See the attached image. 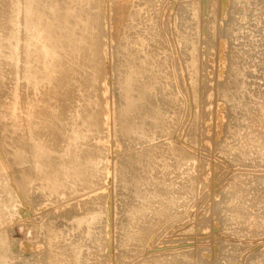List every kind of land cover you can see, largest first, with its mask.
Returning a JSON list of instances; mask_svg holds the SVG:
<instances>
[{"label":"rangeland","instance_id":"rangeland-1","mask_svg":"<svg viewBox=\"0 0 264 264\" xmlns=\"http://www.w3.org/2000/svg\"><path fill=\"white\" fill-rule=\"evenodd\" d=\"M1 1V5L4 3L6 4H4L5 10L2 8L3 6L0 5V10L3 9L2 12L4 11V16L1 14L2 12L0 13V19L2 17L1 20H4V22L1 21L3 24L0 23V43L2 44H0V51L2 56L3 53L5 54L4 58L6 59L2 58V61H0V71H2V73L0 72V76H5L4 78L0 77V95L3 97L0 98V133L4 132L3 134L7 138L2 136L3 134L0 136V141L4 139L3 143H5L2 145L3 147L0 145V147H2L0 148V152L2 153L0 154V209L4 207L0 210V217H2L0 220L2 219V221H4L3 219H6L7 222L0 221V264L2 262V264H264V224L260 225V221L264 222V151L262 152L261 156H258V154L255 152V148L249 145L247 142L248 140H251L250 135H246L248 131L250 132V129L247 127H251L253 124H257L258 127L260 125L264 127V0H238L239 3L241 1V3H244V5L246 4L247 6H244L243 4L242 6L241 3L239 4L238 2V5L234 4V1L236 2L237 0H127L128 3L126 0H96L94 5L97 7H93L92 5L93 10L90 9L91 12L89 11V15L93 17L95 16L93 12H96V14H98L97 18L100 22V25L97 27L98 29L95 28L96 30L94 29V31L90 29V31L92 30L93 32L91 31L92 33H89L91 35L94 34L91 36L93 38L91 46L87 45L88 49L86 51L83 50L84 48L75 51L76 60L73 61L77 63H72L73 66L69 65L73 81H70L71 77H64L66 74H69V72H66L65 66L63 65L61 67H55V74L53 72L54 75H51L50 79L47 78L50 80L49 82H47L48 80L45 79L43 81H46V83L43 81L41 82L40 80L42 85H40L39 80H35L33 82L28 81L27 83L24 78L25 76H23L24 73H22L23 75H20L19 71L16 70L18 67V69H21V65L24 67L26 64V61L24 62V49L22 53L21 45L23 43L22 41H24L23 39H25V36L28 33V29L24 26V24H18L20 21H17L20 20L22 16L21 13H23L20 8V5L22 7L23 1ZM48 1L50 0H46V3H44L43 0L44 5H47V7L43 6V8L49 9L47 4ZM52 1L55 0H51V2ZM60 1L57 0V2L63 4V0ZM69 1L70 0H65V2L68 3ZM51 2H49L50 6L51 4L53 5V3H55ZM11 3V7L15 8H13L14 11L17 10L19 13L21 12L19 14L17 11H15L18 14H12L14 16L16 15V18L11 16V12L8 11H12L11 7H9ZM141 3L144 5V7ZM14 4H19V8ZM123 4L126 6V8H124L125 6ZM54 5L57 6L56 3ZM188 6L189 8L192 6V10L188 9ZM96 8L97 11L94 10ZM221 8L223 9L222 13ZM45 9L44 12L47 13V10ZM133 9L138 12V16L141 14L140 17H137L138 19L134 17L135 22L134 20L130 21V17L133 16ZM123 12H127L128 16L125 13L126 16L123 17ZM4 13H8L10 19H8L9 17L6 18V15L8 16V14L5 15ZM99 15H101V17ZM129 15L131 16L129 17ZM3 17H5V19H7L6 21L8 22L11 19L12 23L16 22L17 26L14 27L13 25V27L17 29V31L12 29V31L14 30L12 34L11 30H7L9 27L7 26L8 24ZM244 18L247 19H245L246 22ZM131 22H134V24H132L135 25L137 29H135V27H131ZM4 23L5 26L3 27ZM88 23L89 22H85L86 25ZM21 25L26 28V33L23 32L25 29L24 27L21 29ZM128 25L130 27H128ZM3 28L6 30H3ZM6 31L10 32L9 35L6 33ZM20 31H22L23 34ZM135 31L137 33L140 31L141 33L139 32L137 34ZM133 32L134 35L137 34L136 37L138 39L134 35L132 36ZM14 33L18 35L16 36ZM10 34L18 37V39L14 41L16 37L13 39V36L11 37ZM3 36L6 38H3ZM8 36L11 38L8 39ZM20 37H22V41L20 42L21 45L18 43L21 40ZM94 37L96 40L98 39L97 42ZM142 38L147 41L145 42V45L143 44L144 40ZM10 40L14 41H12V46L15 44L13 49L9 48V46L12 47V43L9 44V42H11ZM62 40H64V38H62ZM133 40L134 43L132 44ZM129 41H131L130 47H128ZM17 43L19 46L16 45ZM146 43L148 48L146 47ZM8 44L9 46H7ZM224 44L227 53L225 55L222 54ZM124 45H126L128 49ZM142 45H144V49H148H146V52ZM190 45L194 46L190 48ZM92 46L94 51L91 49ZM133 47L137 48V50L139 49L140 52L142 50V53H140V60L144 62H142L144 65L152 62L153 66L151 68H153V71L150 74H142L140 77L138 74V82L136 81L137 83H135L139 84L140 86L143 85L142 88L145 89L146 92H149L146 93L143 90L144 94L146 95H141L143 98H141L140 101L142 102H140L138 105L141 107H137L131 117L126 116L123 109L126 108V105H128L125 101L126 99L124 100V95L126 96L125 91L127 90L126 85L129 86L130 84L131 89L129 92H131V95L135 98H137V91L139 90L138 87L135 88V83L133 84L134 77L130 76V73L132 75V73H134L133 70L137 67V65L140 64L138 61L137 64L134 65V62L138 60H136V53H139V51L137 52L136 49L132 50L131 48ZM193 47L196 51V54H194L195 56L192 55L194 53L192 50ZM130 49L131 52H128ZM189 49H191V51H189ZM95 50H97L96 53ZM80 51L82 52L79 53ZM9 52L12 54L17 53V55L21 53L20 58L13 54L16 56V59L19 58L20 60H14L11 53L9 57ZM86 52L89 53L87 54ZM144 52L147 55H144ZM147 52L150 53V56H152L150 57L151 60H149L150 58H147V56H149ZM82 53L85 54L87 60L85 57H82L84 58H81L82 60L80 59V57L83 55ZM90 53L91 55H89ZM126 53L130 54L131 59ZM131 53H133V55L136 54V57L131 55ZM92 54L93 56H98L97 59L96 56L91 57ZM124 54L128 57L124 56ZM122 55L124 56L123 58ZM142 57L144 60H142ZM124 58H129L130 60H125ZM192 58H195V62ZM21 59H23L22 62H20ZM221 59L224 60V69L222 71L219 70L222 66ZM3 60H5L4 62L6 65L3 64ZM7 60H10L12 64ZM78 60L83 62H79ZM93 60L95 64L93 63L94 65H90L88 62H93ZM128 60L129 63L131 60H135L132 62V65H134V67L132 66L133 68L131 67V63L128 64L125 62V64L127 63L126 66L123 64L124 61ZM14 62H16L17 65ZM190 62L193 63L192 65L194 66H191ZM118 64H120L119 66L122 65V70H120L121 68L118 66ZM13 65L15 68H13ZM74 65L77 70L72 68ZM7 66L10 69H8ZM191 67L194 68L192 69ZM235 67H238L239 72L238 70L237 73L233 72V70L236 69ZM60 68L63 74L59 75ZM73 70L75 71V74H73ZM135 70H137V68ZM82 72L84 73L82 74ZM15 73L16 75L19 74L17 77V80L19 81L16 80V75H14ZM123 73H125V76ZM72 74L73 76L75 75L74 78ZM118 74H121V77L120 75L118 76ZM91 76L95 80L90 78ZM127 76H129L131 79H129ZM63 77L64 79H62ZM151 77L154 78L152 79ZM89 79H92L91 83L89 82ZM23 80L24 82L26 81L27 84L24 83ZM139 80H141L140 83L142 84L139 83ZM146 80L148 82L147 84ZM232 80L238 83L245 82L246 84L244 87H242L241 91L243 92L240 91L241 94L244 92L245 93L239 95V98H242H238L237 101L240 100L241 105L237 102V108H243L245 106L244 108H247L246 110H250V108L247 106L250 105L252 107V111L254 112L253 114H256L257 116V112H255L254 107H259L258 111L260 112L258 114L260 118L252 124L249 119L246 120V110L243 108L244 113L242 112V114V110L240 109L238 111L237 109L239 113L237 114L238 117L237 115L236 117L240 118L239 121L242 123L241 124L239 121L237 122V124L240 126L239 129L245 128V131L244 129L239 130V133L243 130V132L240 133L241 135H231L225 128H223L221 132H218L220 131L219 105L221 102V91L219 90H221L220 87L226 86V83H228V87L230 88ZM29 82L31 83L29 84ZM149 82L151 84L154 83V87ZM222 83L223 85L220 86ZM11 85L14 87L12 90L10 89ZM32 85L33 87L39 85L37 86L39 87V90L37 91V89L31 87ZM152 87L154 88L153 90ZM229 88L228 91L232 89V86L231 89ZM27 89L29 92H27ZM96 89H99L100 91H97ZM10 90L11 92H16L14 93L16 96L13 94V92H9ZM64 90L69 92L65 93L66 97L64 94L62 96V93L65 92ZM232 90L234 91V89ZM134 91H136L135 94L137 93V95L134 94L135 96L133 95ZM150 91H152L151 94ZM38 92L41 93L38 94ZM9 93H11V96ZM28 95L30 97H28ZM12 96L13 98L16 97L17 99L13 100ZM31 96L34 98H31ZM117 97H119V99ZM228 99L231 100L230 97ZM15 100H19V105L16 104L17 102L15 103ZM229 100L227 104H229ZM10 101L11 104L9 103ZM35 101H38V103ZM4 102H7V105H5ZM24 102L27 104L29 102L27 106L28 108H31L30 103L32 107L37 104L38 107L36 106L35 109H42V115L36 116V113L34 114L36 118L33 115L31 116V113L33 114V112L32 110L29 112L26 109L27 107L25 106ZM141 103L142 105H140ZM16 105L19 107V110H16V108H18ZM7 106H10L8 107V112ZM22 108L26 109L27 112ZM62 108H64V110ZM139 110V114L136 113ZM16 111L18 114L20 111H22V113L26 115H23L25 118L20 116L22 115L21 112L19 115L16 114ZM6 112L9 114H6ZM14 112L16 114L15 117H13L15 115ZM12 113L13 115H11ZM140 113H143L144 115H141ZM83 114L86 118L83 116ZM87 114L90 117H87ZM95 114L97 115L95 116ZM11 116L13 118H11ZM40 116H42L43 119ZM53 116L56 118H52ZM80 116L87 120H84ZM29 117L32 119L30 118V120ZM8 118L10 119L8 120ZM14 118L16 120H14ZM19 118L23 119L22 123L19 121ZM57 119L59 120L55 121ZM65 119L67 120L64 121ZM10 120H14L15 122L17 121L16 123L19 121L20 124L17 126L14 121L11 122ZM43 120L45 123H43ZM129 120H131V123L128 122ZM7 121H10L9 124ZM23 121L25 123L27 121V124L25 125ZM33 121L34 128L33 126L30 127V125H33ZM82 121L88 123L85 124ZM104 121L106 122L104 123ZM227 121L228 118L225 121L224 127ZM83 124L87 127H85ZM14 125L16 126L14 127ZM80 126L82 128H80ZM128 126H131L130 130H128ZM9 127L15 128L10 129V131L12 130L13 132L11 131L10 133L8 131ZM2 128L5 130L1 131ZM16 129H18L19 133ZM134 129H136L137 132ZM27 130L28 133H26ZM36 131H38V133ZM129 132L130 134H134V136L129 135ZM9 133H14L15 135L13 134L11 138L8 136L10 135ZM16 133L20 134V137L22 138H20ZM56 133L60 136L58 137ZM69 133H73L74 136L73 134L68 136ZM238 135L242 137L246 135L240 144ZM30 136L34 138H37L38 136L40 138L34 139ZM61 136L62 138H60ZM67 136L72 138H68ZM13 137H19L23 140H20L19 138L16 140V138L14 139ZM32 139L35 142L37 141V143L39 142V148L37 146V148H35L34 145H37V143H32ZM12 140L16 143L15 145H18L15 146L17 149L13 146L14 142ZM39 140L42 143H40ZM43 141L46 142L44 143ZM80 142L82 144H80ZM0 143L2 144V141ZM7 144H10L11 146ZM76 144L78 148H75ZM42 145L44 146L42 147L43 150L40 147ZM46 145L47 149L45 148ZM6 146L9 148V153H6L8 152ZM12 147L16 149L15 153H17V160L15 161L13 160L15 159L14 156H16L13 152L15 149L12 150ZM49 147L51 148L49 149ZM33 149L34 151L37 149L36 153L34 152L36 157H39L37 155L42 153L40 156L42 158L43 154H45L44 151L46 152L47 150L50 151V156L52 154L53 155L52 157L48 156L49 152L47 151L44 155L46 157L44 158L43 156V158L45 161H48L44 162V160H42L43 158H38V161L32 152ZM17 150H21V152L24 151L22 155L25 154L27 157L19 155ZM159 150L162 151L159 152ZM10 151L11 153L13 152V157H11L12 154ZM77 151H80V153ZM87 151L91 153L89 154ZM71 152H73L72 154H74V157L80 154V159L78 156L77 158L81 161V164L83 163L82 161L87 160L88 155L90 156L91 154H95V158L98 157L97 160L100 159L101 161L98 160L97 165L95 164L96 166L91 168L88 165L89 161L87 160L84 162L85 169H83L84 167H81L80 161L77 162L78 159L72 157V154H69ZM86 152L88 154H86ZM3 153L5 154L3 155ZM237 153H240V155L243 154V158L240 156L239 158L241 160L239 159V161L235 160L233 156L238 155ZM56 154L57 156H55ZM2 155H7V159ZM62 155L64 156L62 157ZM69 155H71L73 159H70ZM19 156H21L20 160H18ZM31 156L35 157L33 161ZM47 156L50 158L47 159ZM86 156L87 158H85ZM104 156L107 157L103 159ZM143 156H149L148 158L150 161L148 158L144 159ZM22 157H25L24 159L29 160L26 161ZM56 157L59 159L62 158L63 160L66 159L67 161L65 160L66 163L65 161L60 163L61 159L59 160L60 162H58V158L56 159ZM51 158L57 161L52 162ZM68 159H70V162ZM22 160H24V162ZM30 160L33 164L29 162ZM34 161L36 162L34 163ZM40 162H42V164H40ZM19 163H22L23 165H20ZM59 163L62 166L59 165ZM143 163L145 164L143 165ZM31 164L32 166L35 165L34 169ZM64 165H68L69 167H65ZM36 166H39L40 169L38 170V167L36 168ZM86 166L90 169L89 172L88 168L86 169ZM10 167L12 169H10ZM43 167L46 169L45 171L42 170L44 169ZM62 167L65 172H63L64 170H62ZM20 168L21 171L19 170ZM50 168H53L52 171ZM56 168H59L60 170ZM78 168L79 170H77ZM80 168H82L84 171L87 170L88 175L91 173L90 175L93 176L96 173V176L94 175L95 178L93 179L94 176L90 177V180V178L85 176L87 175V172L84 173L82 169L80 171ZM24 169H27L28 171L25 173L22 171ZM32 169L33 172L31 171ZM18 170L19 174L15 172ZM35 170H37V173ZM49 170L54 172L51 174ZM55 170H59L60 172L57 171L55 173ZM6 171H14V176L11 175L13 173L10 172L11 174L9 175ZM38 171L39 173L40 171L41 173L43 171L47 178L46 176L44 177L45 174L41 173L40 174L43 177H40L41 175H39ZM48 171L50 172L49 174H47ZM66 171L67 173L70 171H76V173H78L76 175L75 173L72 174V172H70L72 175L69 174L70 176L66 175L63 177ZM101 171L104 172L105 175ZM27 172H31L33 174H28ZM6 173L8 176H11L9 177V180L7 177H3L7 176ZM34 173L37 174V176H35ZM81 173H84L82 174L84 175V178L79 176ZM133 174L136 175V179L134 178L135 176H133ZM16 176L17 178H15ZM26 176H28L32 182L28 179L30 181L29 182L26 179ZM66 177L73 179L68 180ZM79 177L81 179H79ZM23 178L25 179V182H27L24 184V186L26 187L27 184L30 185L27 188L24 186L22 187L21 185V189H23L22 192V190L19 189L20 184L24 183L21 182L24 181ZM40 178H44L46 180L42 179V181H40ZM140 178L143 180L141 179L138 181L137 179ZM63 179H65L67 183ZM77 180L78 183L76 182ZM92 180L93 182H90ZM239 180L242 184L238 183ZM84 181H87V183H85L87 185L81 183ZM134 181L139 182V185L140 182H142L139 186L142 192L139 190V188H137L141 194L135 190V187L138 186L136 183L134 187ZM4 182H6V184ZM34 182L37 183L33 184ZM68 182L72 184L73 188ZM234 182H237L240 188V197L238 199H231L233 197L232 184ZM18 183L19 186L16 187ZM31 183L35 186L31 187ZM74 183L78 186H76ZM4 184L6 187L7 185L9 186L6 188L7 192L6 189H3L5 188ZM62 184L67 186L69 185L70 188L69 186L66 188L67 186L65 187ZM37 185H42L43 187H38ZM56 187L60 188L57 189ZM76 187L79 189L77 190ZM17 188L21 193H18L19 191L16 190ZM28 189L29 192H27ZM9 190L10 192L8 193ZM3 191L4 193L6 192L5 195L3 194ZM156 191H162L163 195H161L162 193H158L156 196L154 194ZM23 193L25 194V197L27 196L28 198H25L22 195ZM10 194H12V197H10ZM104 196V201L106 202L102 204ZM11 198L13 201V204L11 203V207L13 205V208L10 207V204L7 205V203H10ZM67 198L70 199L68 200ZM25 199H27L28 203L24 201ZM230 202H232L234 205H241L243 207L246 213L245 219L228 220L226 218L228 211L225 209V204ZM3 204L5 206H2ZM6 207L9 210H7ZM8 207L14 209L12 210L14 212H11L10 208ZM89 210L91 212H89ZM2 211L5 212V214H2ZM7 211H10V213L7 214L9 216L6 215ZM62 211L67 215H64ZM12 213H14V215ZM92 215L94 217H92ZM71 216L74 219H71ZM95 218L96 220H94ZM69 227L72 230L69 229ZM90 231L94 233L92 234ZM87 235H89L90 238L89 236L86 237ZM46 248L52 249L47 250ZM50 253H53L54 256L51 254L50 257ZM57 253H59L60 256L57 255ZM56 255L58 257H56Z\"/></svg>","mask_w":264,"mask_h":264},{"label":"bare ground","instance_id":"bare-ground-1","mask_svg":"<svg viewBox=\"0 0 264 264\" xmlns=\"http://www.w3.org/2000/svg\"><path fill=\"white\" fill-rule=\"evenodd\" d=\"M1 1V0H0ZM23 1V2H22ZM22 1H19V2H22V7H21V5H20V8H21V11L23 12V13H21V18H20V20H17V21H20V22H18V24L20 23V24H24V26L28 29V33H27V35L25 36V39H23L24 41H22V37H20L21 38V40L18 42V41H16V42H18V43H20L21 41L23 42L22 43V45H21V43L19 44V45H21L22 46V49H21V52L23 51V49H24V58H25V60H24V62L26 61V64L24 65V67H23V65H21L22 67H21V69H16V70H18L19 71V73H20V75L22 74V73H24V75L23 76H25L24 78H25V80L27 81V83H28V81H37V80H39V83H40V80H41V82L45 79V80H48L47 82H49L50 80V77H51V75H54L55 74V67L57 66V67H61V66H65V70H66V72H69V74H66V76H64L65 78L67 77V78H70L71 77V69H70V67H69V65H71V66H73L72 65V63H77V62H75V61H73V60H76V58H75V51L76 50H78V49H82V48H84L83 50L84 51H86L88 48V46L87 45H89V46H91V44H92V35H94V34H90L89 32H91L92 30L94 31V29L95 28H97V27H99V25H100V22L98 21V14H96V12H93L94 14H95V16H96V18H95V16H90L89 15V13L91 12V10L90 9H92L93 10V8H92V5H93V7H97V6H95L94 5V3H96V0H70L69 1V3L68 2H65V0H63L62 2H63V4L61 3H59V2H57V0H55V1H52L51 2V0L50 1H48V7H49V9H45V8H43V6H46L47 7V5L45 4L44 5V3H46V0H44V3H43V0H22ZM60 1V0H59ZM68 1V0H67ZM132 1V0H131ZM137 1V0H136ZM141 1V0H140ZM242 1V0H241ZM241 1H240V3H241ZM244 1V0H243ZM247 1V0H246ZM249 1V0H248ZM251 1V0H250ZM2 2V1H1ZM5 2V1H4ZM6 2H9V1H6ZM49 2H51V3H53V2H55L56 4H57V6L56 5H54L55 3H53V5L51 4V6L49 5ZM61 2V1H60ZM65 2V3H64ZM100 2V1H99ZM126 2H127V0H126ZM146 2V1H145ZM145 2H144V4H145ZM237 2L239 3V1L237 0L236 2L234 1V4H236V5H238L237 4ZM13 3H16V2H13ZM42 3H43V5H42ZM128 3V2H127ZM239 3V4H240ZM247 3V2H246ZM250 3V2H249ZM248 3V4H249ZM2 3H0V5H1ZM4 4H6V3H4ZM1 5V6H3L2 8H4L5 7V5ZM60 4V5H59ZM97 4H98V2H97ZM135 4V3H134ZM142 4V3H141ZM244 5V3H241V5ZM8 5V4H7ZM11 5H12V3L9 5V7H11ZM14 5H16V7L19 5V4H14ZM124 5V4H123ZM129 5H130V3H129ZM136 5V4H135ZM143 5V4H142ZM242 5V6H243ZM246 5V4H245ZM244 5V6H245ZM125 6V5H124ZM128 6V5H127ZM196 6V5H195ZM247 6V5H246ZM99 7H100V5H99ZM99 7H98V9H99ZM123 7V6H122ZM143 7H144V5H143ZM192 7V6H191ZM191 7L189 8V6H188V9H191ZM6 8H7V6H6ZM13 8L14 7H11V10L12 11H14L13 10ZM18 8H19V6H18ZM124 8H126V6L124 7ZM123 8V9H124ZM128 8H129V6H128ZM131 8V7H130ZM133 8H134V6H133ZM0 9H1V7H0ZM9 9V8H8ZM15 9V8H14ZM44 9L45 10H47V13H48V10H49V13L47 14L46 12H44ZM122 9V8H121ZM193 9H194V7H193ZM222 9V8H221ZM3 10V9H2ZM2 10H0V13L2 12ZM4 10H5V8H4ZM18 10H20V9H18ZM94 10H96L97 11V8L96 9H94ZM129 10V9H128ZM134 10V9H133ZM192 10V9H191ZM210 10V9H209ZM9 12H11L10 14H11V16H14V15H12L13 13H17L18 11L17 10H15V11H17V12H12V11H10V10H8ZM90 11V12H89ZM124 11H125V9H124ZM195 11V10H194ZM197 11V10H196ZM4 12V11H3ZM3 12L1 13L2 15H3ZM209 12V11H208ZM223 12V9L221 10V13ZM19 13V12H18ZM17 13V14H18ZM19 13V14H20ZM101 13V12H100ZM124 13V12H123ZM126 14H127V12H125ZM124 13V15H123V17L124 16H126V14ZM143 13V12H142ZM5 14V13H4ZM6 14H8V13H6ZM5 14V15H6ZM128 14H129V11H128ZM128 14H127V16H128ZM1 15V16H2ZM222 15V14H221ZM224 15V14H223ZM4 16V15H3ZM16 16V15H15ZM14 16V17H15ZM100 17H101V15H99ZM131 15H129V17H130ZM140 16H141V14H140ZM140 16H138V12L137 11H135L134 10V12H133V16H131L130 17V21H133L134 20V17L135 18H137V17H140ZM244 16V15H243ZM7 17H9V14H8V16L6 15V18ZM18 17V16H17ZM4 19H5V17H3ZM13 18V17H12ZM16 18V17H15ZM196 18V17H195ZM237 18V17H236ZM240 18V17H239ZM238 18V19H239ZM247 18V17H246ZM246 18H244V20L246 19ZM1 19H2V17H1ZM0 19V23H2V22H4V20L2 21ZM8 19H10V17L8 18ZM18 19V18H17ZM100 19V18H99ZM126 19V18H125ZM132 19V20H131ZM138 19V18H137ZM241 19H242V17H241ZM7 19H5V21H6ZM127 20V19H126ZM193 20V19H192ZM196 20V19H195ZM237 20V19H236ZM240 20V19H239ZM247 20V19H246ZM246 20H245V22H246ZM2 21V22H1ZM85 22H89L87 25L85 24ZM127 22V21H126ZM134 22H135V20H134ZM134 22H131V24L133 23L134 24ZM239 22V21H238ZM244 22V23H245ZM6 23L8 24L7 26L9 27V28H7V30H11L12 31V29H15L14 27H16L17 25V23L16 22H14V23H12V19L8 22V21H6ZM128 23V22H127ZM130 23V22H129ZM243 23V22H242ZM3 24V23H2ZM1 24V25H2ZM130 24V25H131ZM132 24V26L131 27H135V25H133ZM13 25H14V27H13ZM5 26V23H4V25H3V27ZM6 26V27H7ZM24 26H22L21 25V29H23V27ZM137 26V25H136ZM237 26V25H236ZM1 27V26H0ZM24 27V28H25ZM128 27H130L129 25H128ZM141 27V26H140ZM18 28V27H17ZM26 28L24 29V33H26L25 31H26ZM139 28V27H138ZM241 28V27H240ZM1 29V28H0ZM21 29H19V30H21ZM90 29H92L91 31H90ZM98 29V28H97ZM135 29H137L136 27H135ZM134 29V30H135ZM3 30H6V29H4L3 28ZM2 30V31H3ZM16 31H17V29H15ZM96 30V29H95ZM129 30V29H128ZM139 30H141V29H139ZM146 30V29H145ZM147 30H148V28H147ZM15 31V32H16ZM92 31V32H93ZM13 32H14V30L11 32L12 34H13ZM20 32H22V31H20ZM23 32H22V34H23ZM91 32V33H92ZM126 32V31H125ZM136 32V31H135ZM140 32V31H139ZM138 32V33H139ZM5 33V32H4ZM6 33H8V35H9V33L10 32H8V31H6ZM137 33V32H136ZM137 33V34H138ZM141 33V32H140ZM196 33V32H195ZM99 34V33H98ZM102 34V33H101ZM132 34V33H131ZM137 34L136 35H134V32H133V34H132V36L134 35L135 37L137 36ZM192 34V33H191ZM11 35V34H10ZM14 35H16L15 33H14ZM18 35V34H17ZM16 35V36H17ZM21 35V34H20ZM129 35V34H128ZM1 36V35H0ZM13 35H11V37H12ZM16 36H13V39H14V37H16ZM23 36V37H24ZM131 36V35H130ZM131 36V37H132ZM5 36H3V38H4ZM10 37V38H11ZM96 37V36H95ZM95 37H94V39H95ZM127 37V36H126ZM142 37V36H141ZM6 38V37H5ZM9 38V36H8V39H10ZM62 38H64V40H62ZM124 38V37H123ZM137 38V37H136ZM140 38V37H139ZM8 39H6V40H8ZM18 39V37H16V39H14V41L15 40H17ZM127 39V38H126ZM129 39V38H128ZM138 39V38H137ZM143 40H144V38H142ZM146 39V38H145ZM1 40V39H0ZM3 40V39H2ZM96 40V39H95ZM94 40V41H95ZM98 40V39H97ZM97 40H96V42H97ZM135 40V39H134ZM134 40H133V42H132V44L134 43ZM140 40V39H139ZM142 40V41H143ZM11 42H9V44H11V46L13 45V40H10ZM13 41V42H12ZM102 41V40H101ZM191 41H192V39H191ZM190 41V42H191ZM193 41H194V39H193ZM234 41V40H233ZM3 42V41H2ZM121 42H123V41H121ZM130 42L131 41H129L128 42V44H129V46L128 47H130ZM136 42H137V40H136ZM135 42V43H136ZM140 42V41H139ZM145 42H147V41H145L144 40V45H145ZM189 42V43H190ZM18 43L16 44V45H18ZM99 43V42H98ZM142 43V42H141ZM197 43V42H196ZM1 44V43H0ZM9 44L7 45V46H9ZM139 44V43H138ZM191 44V43H190ZM192 44H195V43H192ZM2 45V44H1ZM18 45V46H19ZM102 45V44H101ZM127 45V44H126ZM126 45H124V46H126ZM135 45V44H134ZM133 45V46H134ZM144 45H142L143 46V49H144ZM14 46H15V44H14ZM14 46H12V47H10L9 46V48H11V49H13V47ZM115 46V45H114ZM117 46V45H116ZM123 46V45H122ZM137 46V45H136ZM140 46V45H139ZM148 45H147V43H146V47H147ZM192 46H194V45H192ZM191 45H190V48L192 47ZM6 47V46H5ZM132 47V46H131ZM135 47V46H134ZM131 48L132 50L133 49H136V51L138 52L139 51V53H136V54H134L133 55V53H131V55H133L134 57H136V62H134L135 60H131V67L133 66L134 67V65L135 64H137V62L139 61L140 62V64L139 65H137V70H133L134 71V73H132V75H131V73H130V76L131 77H134V79H133V84L137 81L138 82V79L137 78H139L140 76H142V74H146V73H148V74H150L152 71H153V68H151L152 66H153V64H152V62L151 63H149V64H143L144 62L143 61H141L140 60V53H142V50H141V52H140V50L138 49L137 50V48ZM138 47V46H137ZM145 47V48H146ZM3 48V47H2ZM16 48V47H15ZM90 48V47H89ZM126 48H127V46H126ZM148 48V47H147ZM146 48V49H147ZM195 48H196V46H195ZM195 48L193 47L192 48V50L194 51V53L192 54L193 56H195L194 54H196V51H195ZM19 49V50H20ZM91 49H93V46H92V48ZM96 49V48H95ZM98 49V48H97ZM119 49V48H118ZM124 49V48H123ZM128 49V48H127ZM131 49H130V51H128V52H131ZM140 49H142V48H140ZM146 49H144L145 50V52H146ZM15 50H17V49H15ZM90 50V49H89ZM100 50V49H99ZM148 50V49H147ZM10 51V50H9ZM18 51V50H17ZM17 51H15V52H17ZM93 51H94V49H93ZM120 51V50H119ZM123 51V50H122ZM189 51H191V49H189ZM192 51V52H193ZM2 52H3V50H2ZM12 52H14V51H12ZM82 51H80L79 53H81ZM97 52V50H95V53ZM101 52V51H100ZM133 52V51H132ZM144 52V53H145ZM191 52V53H192ZM10 53L11 52H9V57H10ZM18 53V52H17ZM17 53L15 54V53H13V54H15V55H17ZM84 53V52H83ZM82 53V54H83ZM87 53V52H86ZM89 53V52H88ZM87 53V54H88ZM121 53V52H120ZM124 53H125V50H124ZM148 53V52H147ZM190 53V52H189ZM12 53H11V55H13ZM21 54V53H20ZM20 54H18L17 56L20 58ZM81 54V55H82ZM98 54H100V53H98ZM127 54V53H126ZM149 54V56H147V58L149 59L150 57H152V56H150V53H148ZM221 54V53H220ZM222 54L223 55H225V54H227L226 53V50H225V44H224V46H223V50H222ZM4 53H3V56H2V54H1V51H0V61H2V58H4ZM78 55V54H77ZM84 55V56H83ZM81 57H80V59L82 58V57H85L86 58V56H85V54H83ZM89 55H91V53L89 54ZM127 55H129V57H130V59H131V56H130V54H127ZM136 55V56H135ZM144 55H147L146 53L144 54ZM8 56V55H7ZM6 56V57H7ZM23 56V55H22ZM96 56V55H95ZM95 56H93V54H92V56L91 57H95ZM120 56V55H119ZM124 56H126L125 54H124ZM123 55H122V58L124 57ZM132 56V57H133ZM190 56H191V54H190ZM79 57V56H78ZM88 57H90V56H88ZM90 57V58H91ZM97 57L98 56H96V59H97ZM126 57H128V56H126ZM8 58V57H7ZM13 58H14V60H18V59H16V56H14L13 55ZM22 58V57H21ZM101 58V57H100ZM100 58H99V60H100ZM121 58V59H122ZM146 58V59H147ZM4 59H6V58H4ZM11 59V58H10ZM82 59H84V58H82ZM81 59V60H82ZM95 59V58H94ZM120 59V60H121ZM125 60L126 59H129V58H124ZM129 59V60H130ZM133 59H135V58H133ZM193 59V58H192ZM191 59V60H192ZM20 60V59H19ZM22 60L23 59H21V61L20 62H22ZM81 60H78L79 62H83V61H81ZM86 60H87V58H86ZM89 60V59H88ZM123 60V59H122ZM121 60V61H122ZM129 60L128 61H124V63L123 64H125V62H127L128 64H130L129 63ZM142 60H144L143 59V57H142ZM149 60H151V58L149 59ZM148 60V61H149ZM194 60V62H195V58L193 59ZM5 60H3V62H4ZM7 61H9L10 62V60H7ZM101 61V60H100ZM147 61V62H148ZM221 61H222V66H221V69H219V70H223L224 69V60L223 59H221ZM12 62H13V60H12ZM18 62V61H17ZM84 62H85V60H84ZM96 62V61H95ZM123 62V61H122ZM132 62H134V65H132ZM143 62V63H142ZM146 62V61H145ZM11 63V62H10ZM14 63H16V62H14ZM90 65H94L95 63H94V60H93V62H88ZM94 63V64H93ZM119 63V62H118ZM127 63L125 64V66L127 65ZM191 63V62H190ZM3 64H5V62L3 63ZM12 64V63H11ZM21 64V63H20ZM120 64H121V62H120ZM120 64H118V66L120 65ZM193 63H191V66H194V65H192ZM6 65V64H5ZM15 65V64H14ZM14 65H13V68H15L14 67ZM16 65H17V63H16ZM15 65V66H16ZM19 65V64H18ZM76 65V64H75ZM75 65H74V67H72V68H75ZM81 65V64H80ZM9 66V65H8ZM8 66H7V68H8ZM122 66V65H121ZM121 66H119L120 68H121ZM130 66V65H129ZM1 67V66H0ZM4 67H6V66H4ZM81 67V66H80ZM132 67V68H133ZM12 68V69H13ZM119 68V69H120ZM123 68V67H122ZM122 68L120 69V70H122ZM192 69L194 68V67H191ZM236 68V67H235ZM8 69H10V68H8ZM82 69V68H81ZM127 69H128V67H127ZM126 69V70H127ZM75 70H77V68H75ZM235 70V71H234ZM233 70V72H236L237 73V70H238V72H239V69H238V67L236 68V69H234ZM9 71V70H8ZM13 71H15V70H13ZM18 71H15V72H18ZM124 71V70H123ZM131 71H132V69H131ZM1 73H2V71H0ZM7 72V71H6ZM53 72H54V74H53ZM75 71L73 70V74H75L74 73ZM125 72V71H124ZM9 73V72H8ZM57 73V72H56ZM84 72H82V74H83ZM120 73V72H119ZM126 73H128V72H126ZM236 73H234V74H236ZM60 74H63V72L61 71V68H60V71H59V75ZM73 74H72V76H73ZM124 74V76H125V73H123ZM129 74V73H128ZM138 74H139V77H138ZM156 74V73H155ZM9 75V74H8ZM12 75V74H11ZM14 75H16V73L14 74ZM18 75L19 74H17L16 75V80L18 79L17 77H18ZM120 75V77H121V74H118V76ZM6 76H7V74H6ZM75 76V75H74ZM74 76H73V78H74ZM123 76V75H122ZM156 76V75H155ZM0 77H2V78H4L3 76H0ZM64 77L62 78V79H64ZM88 77V76H87ZM127 77H129V76H127ZM10 78H12V77H10ZM21 78V77H20ZM23 78V79H24ZM47 78H49V79H47ZM90 78H92V76L90 77ZM152 79L154 78V77H151ZM71 80L70 81H73L72 80V77L70 78ZM92 79H94V78H92ZM91 79V80H92ZM127 79V78H126ZM129 79H131L130 77H129ZM137 79V80H136ZM141 79H142V77H141ZM156 79V78H155ZM154 79V80H155ZM3 80V79H2ZM22 80V79H21ZM66 80H68V79H66ZM90 80V79H89ZM91 80L89 81L90 83H91ZM95 80V79H94ZM119 80V79H118ZM128 80V79H127ZM151 80V79H150ZM11 81V80H10ZM17 81H19V80H17ZM16 81V82H17ZM26 81L24 82V80H23V82L24 83H26ZM86 81V80H85ZM88 81V80H87ZM120 81V80H119ZM126 81V80H125ZM140 81L141 80H139V83H140ZM15 82V81H14ZM21 82V81H20ZM44 82V81H43ZM94 82V81H93ZM92 82V83H93ZM118 82V81H117ZM136 82V83H137ZM157 82V81H156ZM13 83V82H12ZM11 83V84H12ZM24 83H22V84H24ZM26 83V84H27ZM31 82H29V84H30ZM37 83V82H36ZM38 83V84H39ZM44 83H46V81L44 82ZM43 83V84H44ZM71 83V82H70ZM74 83V82H73ZM135 83V85H136V87L135 88H139V90L137 91L138 92V96H137V98H135V97H133L131 94V92H129L130 91V89H131V87H130V84H129V86L128 85H126V89L128 90H126L125 92V94H126V96L124 95V100L126 101V103L128 104V105H126V108H124L123 109V111H124V113H125V115L126 116H131L132 117V115L134 114V111L137 109V107H139L138 105H139V103L140 102H142V101H140V99L141 98H143L141 95H146V94H144V91L146 92V90L145 89H143L142 88V86H140L139 84H136ZM148 82H147V80H146V84H147ZM150 83V82H149ZM154 83H155V81H154ZM153 83V84H154ZM226 83V82H225ZM20 84V83H19ZM33 84V83H32ZM88 84V83H87ZM140 84H142V83H140ZM145 84V83H144ZM151 84V83H150ZM153 84H151L153 87H154V85ZM227 85L226 86H223V87H220L221 88V90H219V91H221L220 92V95H221V102H220V127H219V130L220 131H218V132H221V130L223 129V128H225V129H227V132H229L231 135H237V134H240L241 132H243V130L239 133V130L240 129H244V131H245V128H240L239 129V125L237 124V122L240 120V118H237L238 117V111L241 109L242 111H241V113L243 112L244 113V111H243V108L245 107L244 105V107L243 108H237V102H238V104H240L241 105V101L240 100H238L237 101V99L239 98V95L241 94L240 93V91L242 90V87H244L246 84H245V82H241V83H238V82H235L234 80H232V83H231V86H232V89H234V91L231 89V86H230V88L228 87V83H226ZM241 84V85H240ZM5 85V84H4ZM13 85H15V84H13ZM13 85H11V90L14 88V87H12ZM17 85V84H16ZM40 85H42L41 83H40ZM74 85V84H73ZM132 85V84H131ZM223 85V83L220 85V86H222ZM225 85V84H224ZM8 86V85H7ZM6 86V87H7ZM24 86V85H23ZM23 86H22V88H23ZM37 86H39V85H36V87ZM45 86V85H44ZM93 86V85H92ZM128 86V87H127ZM147 86V85H146ZM3 87V86H2ZM16 87V86H15ZM25 87V86H24ZM31 87H33V85L31 86ZM33 87V88H35V89H37V91L39 90L38 88L39 87ZM64 87V86H63ZM62 87V88H63ZM66 87V86H65ZM134 87V86H133ZM148 87H149V84H148ZM152 87V90L154 89ZM29 88V87H28ZM94 88V87H93ZM145 88V87H144ZM151 88V87H150ZM150 88H148V89H150ZM228 88L229 89H231V90H229L228 91ZM236 88H237V90H236ZM25 89V88H24ZM66 89V88H65ZM101 89H103V88H101ZM133 89V88H132ZM6 90V89H5ZM11 90L9 91V92H11ZM15 90V89H14ZM34 90V89H33ZM97 90V89H96ZM99 90V89H98ZM97 90V91H98ZM104 90V89H103ZM136 90V89H135ZM144 90V91H143ZM238 90H239V92H238ZM3 91V90H2ZM16 91V90H15ZM24 91V90H23ZM31 91V90H30ZM35 91V90H34ZM42 91H43V89H42ZM65 91V90H64ZM96 91V92H97ZM100 91V90H99ZM102 91V90H101ZM148 91V90H147ZM232 91V92H231ZM236 91V92H235ZM13 92V91H12ZM11 92V93H12ZM21 92V91H20ZM26 92V91H25ZM27 92H29V90L27 89ZM46 92V91H45ZM66 92H68L67 90L64 92V93H62V96H63V94L65 95V93ZM122 92V91H121ZM135 92L136 91H134V93H133V95L135 94ZM149 92V91H148ZM148 92H146V93H148ZM151 92L152 91H150V94H151ZM241 92H243V91H241ZM3 93V92H2ZM11 93H9L10 94V96H11ZM14 93H16V92H13V94ZM34 93V92H33ZM41 93V92H40ZM39 92H38V94H40ZM69 93V92H68ZM67 93V94H68ZM99 93H101V92H99ZM104 93V92H103ZM245 93V92H244ZM244 93H242V94H244ZM17 94H19V93H17ZM32 94V93H31ZM71 94V93H70ZM70 94H69V96H70ZM241 94V95H242ZM4 95V94H3ZM15 95V94H14ZM20 95V94H19ZM35 95H36V93H35ZM44 95V94H43ZM103 95V94H102ZM135 95H137V93L135 94ZM134 95V96H135ZM2 95H0V98H3V97H1ZM16 96V95H15ZM14 96V97H15ZM24 96H26V95H24ZM34 96V95H33ZM33 96H31V98L33 97ZM47 96V95H46ZM68 96V95H67ZM74 96V95H73ZM72 96V97H73ZM101 96V95H100ZM18 97V96H17ZM28 97H30L29 95H28ZM65 97H66V95H65ZM71 97V98H72ZM102 97V96H101ZM230 97V99L231 100H229L228 98ZM6 98V97H5ZM5 98H4V100H5ZM9 98V97H8ZM7 98V99H8ZM12 98H13V96H12ZM11 98V99H12ZM34 98V97H33ZM41 98H45V97H41ZM70 98V99H71ZM118 99H119V97H117ZM147 98V97H146ZM240 98H242V97H240ZM239 98V99H240ZM14 99H17L16 97L15 98H13V100ZM28 99V98H27ZM26 99V100H27ZM69 99V98H68ZM101 99V98H100ZM99 99V100H100ZM121 99V98H120ZM36 100V99H35ZM39 100H40V97H39ZM228 100H229V104H227V102H228ZM236 100V101H235ZM243 100V99H242ZM9 101V100H8ZM12 101V100H11ZM11 101L9 102L10 104H11ZM19 101V100H18ZM18 101L17 100H15V103L16 104H18ZM31 101V100H30ZM34 101V100H33ZM66 101H67V99H66ZM121 101V100H120ZM240 101V102H239ZM36 103H38V101H35ZM69 102H70V100H69ZM72 102V101H71ZM143 102H144V100H143ZM5 103V102H4ZM7 103V102H6ZM5 103V105H7ZM9 103H8V105H9ZM13 103V102H12ZM93 103V102H92ZM125 103V102H124ZM145 103H146V101H145ZM242 103H243V101H242ZM14 104V103H13ZM24 104H25V106L27 107L28 106V104H29V102H28V104L27 103H25L24 102ZM27 104V105H26ZM65 104V103H64ZM70 104V103H69ZM19 105V104H18ZM39 105V104H38ZM72 105V104H71ZM140 105H142V103L140 104ZM147 105V104H146ZM145 105V106H146ZM148 105H149V103H148ZM239 105V106H240ZM11 106V105H10ZM10 106H7V112H8V107H10ZM13 106V105H12ZM17 106V105H16ZM16 106H14V107H16ZM37 106V104H35V106L34 107H32L31 106V103H30V107L31 108H26L29 112L32 110V112H33V114L31 113V116L33 115L34 117H35V115L34 114H36V116H39V115H42V109H39V108H36L35 109V107ZM68 106V105H67ZM123 106V105H122ZM143 106H144V103H143ZM248 106V108H250V110H246L245 108V110H246V113H245V116H246V120H248L249 119V121L253 124L255 121H257L260 117H259V111H258V108L259 107H254L255 108V112H257V116H256V114H253L254 112L252 111V107L250 106V105H247ZM18 107V106H17ZM38 107V106H37ZM70 107V106H69ZM72 107V106H71ZM106 107V106H105ZM125 107V106H124ZM128 107V108H127ZM141 107V106H140ZM139 107V108H140ZM150 107V106H149ZM3 108V107H2ZM13 108V107H12ZM66 108H68V107H66ZM73 108V107H72ZM257 108V109H256ZM14 109V108H13ZM12 109V110H13ZM19 110V107L18 108H16V110ZM23 110H25L26 111V109H24V108H22ZM59 109V108H58ZM63 110H64V108H62ZM69 109H71V108H69ZM146 109V108H145ZM237 109H238V111H237ZM10 110H11V108H10ZM10 110H9V113H10ZM103 110V109H102ZM107 110V109H106ZM105 110V111H106ZM5 111V110H4ZM15 111V110H14ZM61 111V110H60ZM70 111V110H69ZM260 111H261V109H260ZM6 112V114H9V113H7ZM13 112V111H12ZM17 112V111H16ZM21 112V114L22 115H20L21 117L24 115V113H22V111H20ZM20 112H19V114H20ZM27 112V111H26ZM139 112H140V110L138 111V112H136V113H138L139 114ZM142 112V111H141ZM145 112V111H144ZM143 112V113H144ZM237 112V113H236ZM90 113V112H89ZM88 113V114H89ZM93 113V112H92ZM100 113V112H99ZM103 113V112H102ZM142 113V114H143ZM228 113H229V115H228ZM242 113V114H243ZM14 114H15V112H14ZM16 114H18V112L16 113ZM16 114L13 116V117H15L16 116ZM18 114V115H19ZM80 114V113H79ZM85 114V113H84ZM84 114H83V116H84ZM88 114H87V117H90V116H88ZM141 114V113H140ZM141 114V115H142ZM254 115V118H253V115ZM2 115V114H1ZM11 115H13V113L11 114ZM17 115V116H18ZM52 115H53V113H52ZM51 115V116H52ZM55 115V114H54ZM61 115V114H60ZM82 115V114H81ZM97 114H95V116H96ZM99 115V114H98ZM136 115V114H135ZM144 115V114H143ZM236 115H237V117H236ZM6 116H8V115H6ZM24 116H26V115H24ZM22 117V118H25V117ZM28 116H29V114H28ZM47 116V115H46ZM45 116V117H46ZM50 116V117H51ZM101 116H102V114H101ZM248 116V117H247ZM10 117V116H9ZM12 116H11V118H13ZM40 117H42V116H40ZM39 117V118H40ZM60 117V116H59ZM58 117V118H59ZM67 117V116H66ZM72 117V116H71ZM70 117V118H71ZM77 117V116H76ZM80 117H82V116H80ZM85 117V116H84ZM98 117V116H97ZM146 117V116H145ZM251 117V118H250ZM18 118V117H17ZM31 117H29V119H30ZM36 118V117H35ZM52 118H56V117H52ZM61 118V117H60ZM68 118V117H67ZM83 118V117H82ZM82 118H80V119H82ZM86 118V117H85ZM85 118H83L84 120H87V119H85ZM94 118V117H93ZM96 118V117H95ZM99 118V117H98ZM128 118V117H127ZM126 118V119H127ZM130 118V117H129ZM137 118V117H136ZM227 118H228V121H227V123H226V125H225V127H224V124H225V121L227 120ZM261 118H262V115H261ZM10 118H8V120H9ZM20 119V120H19ZM18 120L19 121H21V123H22V120L23 119H21V118H19ZM28 119V118H27ZM26 119V120H27ZM28 119V120H29ZM32 119V118H31ZM30 119V120H31ZM38 119V118H37ZM41 119V118H40ZM42 119H43V117H42ZM73 119V118H72ZM71 119V120H72ZM89 119V118H88ZM125 119V118H124ZM135 119V118H134ZM224 119H226V120H224ZM14 120H16L15 118H14ZM14 120H10L11 122H13ZM45 120H47V119H45ZM59 119H57V120H55V121H58ZM61 120H63V119H61ZM67 119H65L64 121H66ZM90 120H92V119H90ZM94 120V119H93ZM98 120V119H97ZM141 120V119H140ZM139 120V121H140ZM232 120V121H231ZM9 121V122H10ZM18 121V123H16L15 121V123L17 124V126H18V124H20V122ZM37 121V120H36ZM48 121V120H47ZM54 121V120H53ZM89 121V120H88ZM102 121V120H101ZM125 121V120H124ZM123 121V122H124ZM131 120H129L128 122H130ZM231 121V122H230ZM241 121H242V119H241ZM5 122V121H4ZM8 122V121H7ZM6 122V123H7ZM9 122H8V124H9ZM24 122V121H23ZM39 122V121H38ZM70 122V121H69ZM78 122V121H77ZM82 122H84V121H82ZM96 122V121H95ZM99 122V121H98ZM106 121H104V123H105ZM127 122V121H126ZM240 122V121H239ZM25 123V122H24ZM28 123H29V121H28ZM37 123V122H36ZM35 123V124H36ZM43 123H45V121L43 120ZM81 123V122H80ZM80 123H78V124H80ZM85 123V122H84ZM88 122H86L85 124H87ZM92 123H93V121H92ZM103 123V124H104ZM131 123V122H130ZM139 123V122H138ZM241 123V122H240ZM239 123V124H240ZM7 124V125H8ZM14 124V123H13ZM27 124V121H26V123H25V125ZM31 124H32V122H31ZM41 124V123H40ZM39 124V125H40ZM53 124V123H52ZM54 124H55V122H54ZM58 124V123H57ZM73 124V123H72ZM76 124V123H75ZM78 124H77V126H78ZM97 124V123H96ZM122 124V123H121ZM136 124V123H135ZM242 124V123H241ZM240 124V125H241ZM3 125V124H2ZM23 125V124H22ZM37 125V124H36ZM45 125V124H44ZM43 125V126H44ZM81 125V124H80ZM84 125V124H83ZM89 125V124H88ZM93 125V124H92ZM128 125H130V124H128ZM134 125V124H133ZM4 126V125H3ZM16 125H14V127H15ZM28 126H29V124H28ZM33 126V128H34V121H33V125H30V127H32ZM41 126V125H40ZM74 126V125H73ZM85 127H87L86 125H84ZM83 126V127H84ZM97 126V125H96ZM138 126H140V125H138ZM142 126V125H141ZM2 127V126H1ZM13 127V128H14ZM20 127V126H19ZM48 127V126H47ZM50 127V126H49ZM58 127V126H57ZM61 127V126H60ZM129 127V129L128 130H130V128H131V126H128ZM133 127V126H132ZM143 127V126H142ZM243 127V126H242ZM4 128V127H3ZM3 128L1 129V131L3 130ZM8 128V127H7ZM12 128V127H11ZM10 127H9V132L11 133V131H10V129H11ZM12 128V129H13ZM40 128V127H39ZM74 128V127H73ZM80 128H82L81 126H80ZM89 128V127H88ZM97 128V127H96ZM95 128V129H96ZM100 128V127H99ZM98 128V129H99ZM108 128V127H107ZM123 128V127H122ZM137 128H139V127H137ZM141 128V127H140ZM248 129H250V132L248 131L247 132V134L246 135H250V137H251V140H248L247 142H248V144L249 145H251V146H253L254 148H255V152H256V154H258V156H261V154H262V152L264 151V127H262V125H260L259 127L257 126V124H253V126H251V127H247ZM246 128V129H247ZM15 129V128H14ZM21 129V128H20ZM41 129V128H40ZM62 129V128H61ZM85 129V128H84ZM101 129V128H100ZM126 129V128H125ZM133 129V128H132ZM218 129V128H217ZM5 130V129H4ZM3 130V131H4ZM17 130V132H18V129H16ZM24 130H25V128H24ZM66 130V129H65ZM71 130H74V129H71ZM121 130V129H120ZM135 131H136V129H134ZM30 131V130H29ZM47 131V130H46ZM50 131V130H49ZM83 131V130H82ZM133 131V130H132ZM13 132V131H12ZM14 132H15V130H14ZM32 132V131H31ZM31 132H29V133H31ZM37 133H38V131H36ZM44 132V131H43ZM80 132V131H79ZM96 132V131H95ZM124 132V131H123ZM126 132V131H125ZM137 132V131H136ZM143 132V131H142ZM4 133V132H3ZM3 133H0V136H1V134H3ZM9 133V134H10ZM19 133V132H18ZM18 133H16L19 137H20V134H18ZM26 133H28V130H27V132ZM33 133V132H32ZM46 133H48V132H46ZM59 133V132H58ZM77 133V132H76ZM14 133H12V134H10V135H8V136H10L11 138H12V135H13ZM24 134V133H23ZM34 134V133H33ZM42 134V133H41ZM57 134V133H56ZM64 134H66V133H64ZM72 135L73 133H69L68 134V136L69 135ZM81 134V133H80ZM88 134H89V132H88ZM123 134H125V133H123ZM138 134V133H137ZM143 134V133H142ZM141 134V135H142ZM15 135V134H14ZM16 135V136H17ZM27 135V134H26ZM35 135V134H34ZM39 135V134H38ZM47 135V134H46ZM55 135V134H54ZM58 135V134H57ZM61 135H63V134H61ZM121 135V134H120ZM129 135H133L134 136V134H130V132H129ZM139 135V134H138ZM241 135V134H240ZM245 135V136H246ZM2 136H4V134L2 135ZM36 136V135H35ZM51 136V135H50ZM53 136V135H52ZM60 135H58V137H59ZM67 136V137H68ZM73 136H74V134H73ZM85 136V135H84ZM90 136V135H89ZM124 136V135H123ZM239 136V135H238ZM245 136H239V144L240 143H242V140H243V138L245 137ZM4 137H6V136H4ZM4 137H2V138H4ZM9 137V138H10ZM19 137H15L16 138V140H17V138H19ZM23 137H25V136H23ZM30 137H32V136H30ZM29 137V138H30ZM64 137H65V135H64ZM79 137V136H78ZM99 137V136H98ZM122 137V136H121ZM1 138V139H2ZM7 138V137H6ZM14 138V137H13ZM14 138V139H15ZM20 138H22V137H20ZM19 138V139H20ZM32 138H34V137H32ZM37 138H40V137H38L37 136ZM37 138H34V139H37ZM44 138V137H43ZM47 138V137H46ZM60 138H62V136L60 137ZM68 138H72V137H68ZM89 138V137H88ZM128 138V137H127ZM230 138H232V137H230ZM18 139V140H19ZM27 139H28V137H27ZM31 139V138H30ZM56 139H57V136H56ZM74 139V138H73ZM72 139V140H73ZM129 139V138H128ZM127 139V140H128ZM4 139H2L1 141H2V144L0 143V145L2 146V145H4L5 143H3L4 141H3ZM11 140V139H10ZM20 140H23V139H20ZM26 140V139H25ZM51 140V139H50ZM61 140V139H60ZM63 140V139H62ZM91 140V139H90ZM0 141V142H1ZM6 141V140H5ZM13 141V140H12ZM30 141V140H29ZM29 141H28V143H29ZM40 141V140H39ZM48 141V140H47ZM69 141V140H68ZM80 141H82V140H80ZM7 142H8V140H7ZM14 142V141H13ZM17 142V141H16ZM20 142H22V141H20ZM37 143V141L35 142V141H33V139H32V143ZM44 142V141H43ZM46 142V141H45ZM44 142V143H45ZM85 142V141H84ZM105 142V141H104ZM9 143V142H8ZM10 143H12V142H10ZM39 143V142H38ZM38 143H37V145H34L35 146V148H37L38 147ZM40 143H42L41 141H40ZM64 143H65V141H64ZM87 143V142H86ZM86 143H84V144H86ZM16 143L14 142V144H13V146L15 147V146H18V145H15ZM18 144H19V142H18ZM20 144H22V143H20ZM27 144V143H26ZM62 144V143H61ZM73 144V143H72ZM80 144H82L81 142H80ZM100 144V143H99ZM7 145H10V144H7ZM44 145V144H43ZM40 146L41 147V149H42V147H44V146ZM55 145H56V143H55ZM11 146V145H10ZM20 146V145H19ZM21 146H24V145H21ZM32 146V145H31ZM37 146V147H36ZM48 146H50V145H48ZM53 146V145H52ZM67 146V145H66ZM71 146V145H70ZM74 146V145H73ZM83 146V145H82ZM3 147V146H2ZM2 147H0V148H2ZM33 147V146H32ZM32 147H31V150H32ZM47 147V145L45 146V148ZM58 147V146H57ZM60 147H62V146H60ZM72 147V146H71ZM6 148H7V146H6ZM6 148H3V149H6ZM16 149H17V147H15ZM15 148H13L12 147V150L13 149H15ZM23 148V147H22ZM27 148V147H26ZM34 148V147H33ZM39 148V147H38ZM45 148H44V150H45ZM51 147H49V149H50ZM68 148V147H67ZM75 148H78L77 147V144H76V147ZM102 148V147H101ZM9 148H7V151L8 152H6V153H9V150H8ZM11 149V148H10ZM16 149L15 150H13V152L15 153V151H16ZM19 149V148H18ZM21 149V148H20ZM29 149V148H28ZM47 149V148H46ZM55 149V148H54ZM58 149V148H57ZM64 149H65V147H64ZM2 150V149H1ZM11 150V151H12ZM43 150V149H42ZM42 150H41V152H42ZM59 150V149H58ZM62 150V149H61ZM73 150H74V148H73ZM85 150V149H84ZM84 150H83V152H84ZM238 150H240V149H238ZM241 150H243V149H241ZM3 151V150H2ZM11 151H10V153H11ZM18 151V150H17ZM19 151H20V153H19ZM18 151V154L19 155H22V153L24 152H21V150H19ZM36 151H37V149H36ZM36 151H34V149H33V153L35 152L36 153ZM48 151V150H47ZM46 151V152H47ZM52 151V150H51ZM65 151V150H64ZM160 151H162V150H159V152ZM5 152V151H4ZM12 152V153H13ZM30 152V151H29ZM31 152V153H32ZM40 152V151H39ZM46 152L44 151V153L46 154ZM49 152V155H48V153H47V155L48 156H50V151H48ZM78 152V151H77ZM88 152V151H87ZM86 152V154H88ZM142 152V151H141ZM156 152V151H155ZM241 152V151H240ZM11 153V154H12ZM32 153V154H33ZM35 153H34V156H35ZM53 153V152H52ZM58 153V152H57ZM73 152H71V153H69V154H72ZM78 153H80V151L78 152ZM91 153V152H90ZM89 153V154H90ZM242 153H244V152H242ZM0 154H2L1 152H0ZM5 153H3V155H4ZM17 153H15V155H16ZM39 154V153H38ZM42 154V153H41ZM41 154L40 155H37V156H39V157H36L37 158V160H38V158L39 159H42L43 158V156L45 155V154H43V156H42V158L40 157L41 156ZM64 154V153H63ZM76 154V153H75ZM81 154H83V153H81ZM85 154V153H84ZM147 154V153H146ZM238 155H233L234 156V159L235 160H238L239 161V157L241 156V158H243L242 157V155H240V153H237ZM2 155V156H3ZM13 155L14 154H12L11 155V157H13ZM31 155V154H30ZM30 155H29V157H30ZM53 155V154H52ZM52 155L50 156V157H52ZM59 155V154H58ZM67 155V154H66ZM74 154H72V157H74L73 156ZM80 155V154H79ZM79 155H77L78 156V158L80 159V156ZM95 155V154H94ZM93 154H91L90 156L88 155V158H87V156L85 157V158H87V160L89 161V166L91 167V168H93L94 166H96L97 165V161L98 160H100V159H98L97 160V158H95V156H94ZM144 155V154H143ZM148 155H149V153H148ZM159 155H160V153H159ZM158 155V156H159ZM7 155H5V156H3L4 158L6 157ZM9 156V155H8ZM22 156H25V154L24 155H22ZM48 156H47V159H49L48 158ZM55 156H57V154L55 155ZM60 156V155H59ZM64 155H62V157H63ZM68 156V155H67ZM77 156L76 157H74V158H77ZM94 156V157H93ZM97 156V155H96ZM99 156V155H98ZM146 156V155H145ZM151 156V155H150ZM157 156V157H158ZM2 157V158H3ZM10 157V156H9ZM20 157L21 156H19L18 158V160H20ZM25 157H27V156H25ZM24 157V158H25ZM35 157H32L31 156V159H32V161L35 159ZM46 156H44V158H45ZM61 157V156H60ZM69 157H70V159L72 158L71 157V155H69ZM103 157V156H102ZM105 157H107V156H104V158L103 159H105ZM144 157V156H143ZM149 157V156H148ZM148 157H144V159H146V158H148ZM152 157V156H151ZM155 157V156H154ZM153 157V158H154ZM0 158H1V155H0ZM14 158L15 159H13L14 161L15 160H17V155L16 156H14ZM23 158V157H22ZM23 158V159H24ZM42 159V160H44V162H47L48 160H46L45 161V159ZM58 157H56V159H57ZM68 158V157H67ZM77 158V159H78ZM101 158V157H100ZM6 159H7V157H6ZM5 159V160H6ZM12 159V158H11ZM52 159V158H51ZM55 159V158H54ZM61 159V160H60ZM58 158L57 160H58V162H60V163H62V161L64 162L65 160H63L62 158ZM70 159H68L69 160V162H70ZM73 159V158H72ZM77 160V162L78 161H80V160ZM1 160V159H0ZM12 160V161H13ZM24 160H26V159H24ZM24 160H22L23 162H24ZM29 160V159H28ZM28 160H26V161H28ZM36 160V161H37ZM57 160H51L52 162L54 161H57ZM60 160V161H59ZM87 160H83L82 162V164H81V161H80V165H81V167H84L83 169H85V163L84 162H86ZM138 160V159H137ZM148 160H149V158H148ZM152 160V159H151ZM241 160V159H240ZM242 160H244V159H242ZM2 161H3V159H2ZM8 161H9V159H8ZM22 161H20V162H22ZM26 161H25V163H26ZM36 161H34V163L36 162ZM39 161V160H38ZM50 161V160H49ZM67 161V160H66ZM66 161H65V163H66ZM101 161V160H100ZM107 161V160H106ZM139 161V160H138ZM150 161V160H149ZM5 162V161H4ZM4 162H3V164H4ZM18 162V161H17ZM30 163H32L31 162V160L29 161ZM29 162H27L28 164H30ZM44 162H43V165H44ZM105 162V161H104ZM39 163V162H38ZM50 163V162H49ZM59 163V165H61ZM72 163V162H71ZM70 163V164H71ZM74 163V162H73ZM103 163V162H102ZM107 163V162H106ZM136 163V162H135ZM146 163V162H145ZM145 163H143V165L145 164ZM149 163V162H148ZM151 163V162H150ZM8 164V163H7ZM20 165L22 164V163H19ZM33 164V163H32ZM32 164H31V166H32ZM40 164H42V162H40ZM47 164V163H46ZM55 164V163H54ZM57 164V163H56ZM77 164V163H76ZM75 164V165H76ZM96 164V165H95ZM101 164V163H100ZM152 164V163H151ZM19 165V166H20ZM23 165V164H22ZM25 165H27V164H25ZM24 165V166H25ZM48 165V164H47ZM51 165L53 166V164L51 163ZM69 165V164H68ZM68 165H64L65 167H67ZM73 165V164H72ZM79 165V166H80ZM82 165H84V166H82ZM86 165H87V163H86ZM87 165V166H88ZM108 165V164H107ZM24 166H22V167H24ZM28 166V165H27ZM35 166V165H34ZM34 166H32L33 167V169H34ZM46 166V165H45ZM44 166V167H45ZM51 166V167H52ZM62 166V165H61ZM60 166V167H61ZM70 166V165H69ZM68 166V167H69ZM86 166V169L88 168ZM104 166V165H103ZM149 166V165H148ZM151 166V165H150ZM12 167V166H11ZM10 167V169H12ZM31 167V168H32ZM38 167V170L40 169L39 168V166H36V168ZM40 167H41V165H40ZM43 167V168H44ZM4 168V167H3ZM8 168H9V166H8ZM15 168H17V167H15ZM19 168V167H18ZM26 168V167H25ZM46 168H48V167H46ZM77 168V167H76ZM97 168H98V166H97ZM97 168H95V169H97ZM102 168H104V167H102ZM107 168V167H106ZM4 169H6V168H4ZM28 169V168H27ZM22 170L23 172H25L26 173V171H28V170ZM33 169L31 170L32 172H33ZM53 169V168H52ZM52 169L50 168V170L52 171ZM54 169H55V167H54ZM56 169H59V168H56ZM70 169H73V168H70ZM81 169L82 168H80V171H81ZM82 169V170H83ZM1 170V169H0ZM15 170V169H14ZM20 171H21V168L19 169ZM19 170L18 171H15V172H17L18 174H19ZM43 171H45L46 169L44 168V169H42ZM48 170V169H47ZM49 170V171H50ZM60 170V169H59ZM59 170H57V171H59ZM62 170H64L63 169V167H62ZM68 170V169H67ZM77 170H79V168L77 169ZM89 168H88V172H89ZM93 170V169H92ZM36 171V173H37V170H35ZM34 171V172H35ZM42 171V173H41V171H40V173L41 174H45L44 172ZM48 171V173L47 174H49L50 172ZM56 170H55V173L57 172ZM69 171V170H68ZM84 171V170H83ZM6 172H8V171H6ZM11 172V171H10ZM8 172V174L10 175L11 173H13V172ZM22 172V173H23ZM54 172V171H53ZM53 172H51V174L53 173ZM60 172V171H59ZM63 172H65V170L63 171ZM70 172H72V174L73 173H75L76 175H77V173H76V171L75 172H73V171H70ZM67 173V171H66V173H64L65 175H63V177L64 176H66V175H68V176H70V175H72L71 173ZM85 172H87V170H85L84 171V173ZM88 172L86 173L87 175H85V176H87V178H90V177H93L92 175H88ZM91 172H93V171H91ZM102 172V171H101ZM138 172V171H137ZM136 172V173H137ZM24 173V174H25ZM28 174H30L31 172H27ZM38 173H39V171H38ZM39 173V175H41ZM84 173H81V175L79 174V176L81 177H83L84 178V175H82V174H84ZM102 173H104V172H102ZM135 173V174H136ZM3 174H4V172H3ZM7 174V173H6ZM8 174H7V176H3L4 178L5 177H7L8 178V180H9V177H11V176H8ZM16 174V173H15ZM23 174V175H24ZM31 174H33V173H31ZM35 174V173H34ZM70 174V175H69ZM106 174H108V173H106ZM12 176H14V173L13 174H11ZM56 175V174H55ZM61 175V174H60ZM75 175V176H76ZM104 175H105V173H104ZM29 176V175H28ZM28 176H26L27 178V180L29 179V177ZM31 176V175H30ZM35 176H37V174H35ZM46 176V174L44 175V177ZM58 176V175H57ZM96 176V175H95ZM95 176L93 177V179L95 178ZM108 176V175H107ZM133 176H135L134 178L136 179V175H134L133 174ZM24 177H25V175H24ZM32 177V176H31ZM40 177H43L42 175L40 176ZM77 177V176H76ZM79 177V179H81ZM13 178V177H12ZM15 178H17V176L15 177ZM33 178H34V176H33ZM46 178H47V176H46ZM59 178V177H58ZM66 178H68V177H66ZM72 178V177H71ZM86 178V177H85ZM133 178V179H134ZM1 179V178H0ZM36 179V178H35ZM34 179V180H35ZM38 179V178H37ZM42 179L43 180H46V179H44V178H40L39 180L40 181H42ZM62 179V178H61ZM73 179V178H72ZM72 179H69L68 178V180H72ZM78 179V178H77ZM78 179V180H79ZM134 179V180H135ZM142 178H140V179H137L138 181L139 180H141ZM14 180V179H13ZM23 180L24 181H21L23 184H20V189L19 190H22V192H23V189H21L23 186H24V184L25 183H27V182H25V179L23 178ZM30 180V179H29ZM28 180V181H29ZM63 180H65V179H63ZM67 180V181H68ZM78 180L76 181L77 183H78ZM83 180V179H82ZM81 180V181H82ZM86 180V179H85ZM90 180H91V178H90ZM136 180V181H137ZM143 180V179H142ZM17 181V180H16ZM31 181V180H30ZM29 181V182H30ZM59 181V180H58ZM87 181H88V179H87ZM87 181H84V182H81V183H84V185H87V184H85V183H87ZM3 182V181H2ZM21 182H19V183H21ZM32 182V181H31ZM63 182V181H62ZM65 182H66V180H65ZM71 182V181H70ZM70 182H68V183H70ZM74 182H75V180H74ZM80 182V181H79ZM90 182H93V180L92 181H90ZM132 182V181H131ZM135 182V181H134ZM5 184H6V182H4ZM19 183H18V185L16 186V187H18L19 186ZM37 183V182H36ZM35 182L33 183V184H36ZM67 183V182H66ZM72 183V182H71ZM70 183V186L72 187V184ZM136 183H137V186L138 187H135V185H136ZM141 183L142 182H140V185H141ZM238 183L239 184H242L241 183V181L239 180L238 181ZM237 182H234L233 184H232V198L231 199H238L239 197H240V188H239V184H238ZM5 184H4V186H5ZM32 183H31V187H33V186H35V185H33ZM75 184V183H74ZM14 185V184H13ZM21 185H22V187H21ZM29 185L30 184H27V186L25 187V188H27V187H29ZM57 185V184H56ZM59 185V184H58ZM63 185V184H62ZM76 185V184H75ZM79 185H80V183H79ZM84 185H82V186H84ZM139 182H135L134 183V187H135V190L137 191V192H139L138 190H137V188H139ZM38 186V185H37ZM37 186H36V188H37ZM40 186V185H39ZM38 186V187H39ZM61 186V185H60ZM63 186H67V185H63ZM62 186V187H63ZM69 186V185H68ZM68 186L66 187V188H68ZM70 186H69V188H70ZM76 186H78V185H76ZM81 186V185H80ZM7 187H9L8 185H7ZM6 186H5V188H3V189H6L7 188ZM15 187V188H16ZM40 187H43L42 185L40 186ZM75 187V186H74ZM25 188H24V190H25ZM35 188V189H36ZM49 188V187H48ZM57 188V187H56ZM60 188V187H59ZM59 188H57V189H59ZM73 188V187H72ZM77 188V190L79 189L78 187H76ZM81 188V187H80ZM39 189V188H38ZM64 189V188H63ZM141 188H139V190H140ZM16 190H18V188L16 189ZM18 190V191H19ZM37 190V189H36ZM42 190V189H41ZM68 190H70V189H68ZM74 190H75V188H74ZM81 191V190H80ZM141 192H142V190H140ZM6 192H7V189H6ZM6 192L4 193V191H3V194L5 195L6 194ZM10 192V190L8 191V193ZM25 192H26V190H25ZM27 192H29V189H28V191ZM44 192H45V190H44ZM70 192H72V191H70ZM69 192V193H70ZM75 192V191H74ZM96 192V191H95ZM136 192V193H137ZM18 193H21L20 191L18 192ZM60 193V192H59ZM67 193V192H66ZM81 193V192H80ZM79 193V194H80ZM88 193V192H87ZM135 193V194H136ZM140 193V192H139ZM139 193H137V194H139ZM158 193H162V191H156V192H154V194L157 196L158 195ZM43 194V193H42ZM62 194H64V193H62ZM71 194V193H70ZM141 194V193H140ZM8 195V194H7ZM11 195V196H10ZM9 196L10 197H12V194H10ZM24 197H25V194L23 193L22 194ZM58 195V194H57ZM60 195V194H59ZM66 195V194H65ZM81 195V194H80ZM99 195V194H98ZM161 195H163V193L161 194ZM161 195H159V196H161ZM61 196V195H60ZM69 196H71V195H69ZM6 197H8V196H6ZM9 197V198H10ZM22 197V196H21ZM23 197V198H24ZM55 197V196H54ZM78 197V196H77ZM76 197V198H77ZM92 197H93V195H92ZM96 197V196H95ZM102 197V196H101ZM25 198H28L27 196L25 197ZM60 198V197H59ZM71 198V197H70ZM69 198V199H70ZM75 198V199H76ZM98 198H99V196H98ZM6 199H8V198H6ZM15 199V198H14ZM13 199V200H14ZM57 199V198H56ZM68 199V198H67ZM68 199V200H69ZM94 199V198H93ZM104 199H105V196L103 197V202H102V204L103 203H105L106 201H104ZM10 200V199H9ZM30 200V199H29ZM28 200V201H29ZM61 200V199H60ZM64 200V199H63ZM79 200V199H78ZM81 200V199H80ZM97 200H99V199H97ZM102 200V199H101ZM8 201V200H7ZM7 201H5V202H7ZM24 201H26L27 202V199H25ZM35 201V200H34ZM58 201V200H57ZM86 201V200H85ZM100 201V200H99ZM31 202V201H30ZM83 202V201H82ZM87 202V201H86ZM85 202V203H86ZM89 202V201H88ZM94 202V201H93ZM11 203L13 204V201H12V198H11V200H10V203H7V205L8 204H10V207H11ZM17 203V202H16ZM28 203V202H27ZM80 203V202H79ZM30 204V203H29ZM71 204V203H70ZM31 205V204H30ZM34 205V204H33ZM32 205V206H33ZM2 206H5L4 204L2 205ZM225 209L228 211V215H227V219L228 220H231V219H234V220H240V219H245L246 218V213H245V210L243 209V207L241 206V205H234L232 202H230V203H226L225 204ZM0 207H1V205H0ZM10 207H8V208H10ZM71 207V206H70ZM4 207H2L1 209H3ZM11 208H13V205H12V207ZM10 208V210H11V212H14V211H12V210H14V209H11ZM106 208V207H105ZM0 209V210H1ZM6 209H7V207H6ZM100 209V208H99ZM103 209V208H102ZM7 210H9V209H7ZM64 210V209H63ZM70 210V209H69ZM101 210V209H100ZM107 210V209H106ZM105 210V211H106ZM4 211V210H3ZM2 211V212H3ZM98 211V210H97ZM63 212V211H62ZM70 212V211H69ZM89 212H91L90 210H89ZM8 213H10V211L8 212H6V215L8 214ZM42 213V212H41ZM64 213V212H63ZM87 213V212H86ZM2 214H5V212H3ZM13 215H14V213H12ZM71 214V213H70ZM69 214V215H70ZM90 214V213H89ZM89 214H87V215H89ZM91 214H93V213H91ZM95 214V213H94ZM5 215V216H6ZM64 215H67L66 213H64ZM68 215V216H69ZM76 215V214H75ZM2 216V215H1ZM4 216V217H5ZM7 216H9V215H7ZM67 216V217H68ZM78 216V215H77ZM77 216H76V219H77ZM3 217V218H4ZM92 217H94L93 215H92ZM0 218H2V217H0ZM8 218V217H7ZM91 218V217H90ZM11 219V218H10ZM66 219V218H65ZM71 219H74V218H72V216H71ZM80 219V218H79ZM81 219H83V218H81ZM87 219V218H86ZM85 219V220H86ZM4 221H6V219H3ZM69 220V219H68ZM88 220H89V218H88ZM94 220H96V218L94 219ZM0 221H2V219L0 220ZM4 221H2V222H4ZM79 221V220H78ZM90 221V220H89ZM7 222V221H6ZM65 222H66V220H65ZM88 222V221H87ZM93 222V221H92ZM78 224V223H77ZM83 224H84V222H83ZM90 224V223H89ZM264 224V222L263 221H260V225H263ZM3 225V224H2ZM67 225V224H66ZM75 225V224H74ZM81 225V224H80ZM97 225H99V224H97ZM70 226V225H69ZM50 227V226H49ZM55 227V226H54ZM58 227V226H57ZM75 227V226H74ZM89 227V226H88ZM99 227V226H98ZM35 228V227H34ZM66 228H68V227H66ZM77 228V227H76ZM80 228V227H79ZM91 228H92V226H91ZM36 229V228H35ZM41 229V228H40ZM55 229V228H54ZM62 229V228H61ZM69 229H71L70 227H69ZM85 229V228H84ZM84 229H82V230H84ZM89 229V228H88ZM58 230H60V229H58ZM64 230V229H63ZM72 230V229H71ZM91 230V229H90ZM3 231V230H2ZM51 231V230H50ZM57 231V230H56ZM70 231V230H69ZM85 231V230H84ZM87 231V230H86ZM41 232V231H40ZM59 232V231H58ZM87 232H89V231H87ZM4 233V232H3ZM84 233V232H83ZM82 233V234H83ZM90 233H92L91 231H90ZM94 233V232H93ZM92 233V234H93ZM0 234H1V232H0ZM51 234V233H50ZM62 234V233H61ZM80 234V233H79ZM88 234V233H87ZM3 235V234H2ZM36 235V234H35ZM53 235V234H52ZM59 235H60V233H59ZM58 235V236H59ZM85 235V234H84ZM51 236V235H50ZM57 236V235H56ZM70 236V235H69ZM89 235H87L86 237H88ZM53 237H55V236H53ZM52 237V238H53ZM60 237V236H59ZM49 239H51L50 237H48ZM61 238V237H60ZM82 238H84V237H82ZM89 238H90V236H89ZM2 239V238H1ZM61 240V239H60ZM80 241V240H79ZM48 242V241H47ZM78 242V241H77ZM82 243V242H81ZM47 244V243H46ZM76 244V243H75ZM5 245V244H4ZM65 245V244H64ZM70 245V244H69ZM78 245H79V243H78ZM2 246V245H1ZM54 246H55V244H54ZM3 247V246H2ZM54 248V247H53ZM56 248V247H55ZM59 248V247H58ZM76 248V247H75ZM47 249V248H46ZM49 249H52V248H48L47 250H49ZM67 249V248H66ZM65 249V250H66ZM4 250V249H3ZM44 250V249H43ZM59 250V249H58ZM61 250V249H60ZM9 251H10V249H9ZM52 251V250H51ZM51 251H49V252H51ZM56 251V250H55ZM55 251H53V252H55ZM61 251H63V250H61ZM6 252H7V250H6ZM6 252H4V253H6ZM59 252V251H58ZM66 252V251H65ZM8 253H10V252H8ZM44 253V252H43ZM56 253V252H55ZM66 253H68V252H66ZM65 253V254H66ZM12 254V253H11ZM51 254L53 255V253H50L49 255H50V257H51ZM61 254H62V252H61ZM47 255V254H46ZM46 255H44V256H46ZM57 255H59L60 256V254L59 253H57ZM56 255V257H58ZM2 256V255H1ZM9 256H10V254H9ZM54 256V255H53ZM64 256V255H63ZM62 256V257H63ZM4 257V256H3ZM6 257V256H5ZM47 258H49V257H47ZM64 258V257H63ZM63 258H62V261H63ZM66 258V257H65ZM45 259V258H44ZM59 259V258H58ZM0 260H1V258H0ZM51 260H52V258H51ZM60 260V259H59ZM3 261V260H2ZM46 261H48V260H46ZM158 261V260H157ZM157 261H155V262H157ZM9 262V261H8ZM61 262V261H60ZM146 262V261H145ZM159 262H160V260H159ZM3 263V262H2ZM1 263V264H2ZM65 263H66V261H65ZM142 263H144V262H142ZM146 263H148V262H146ZM52 264V263H51ZM63 264V263H62Z\"/></svg>","mask_w":264,"mask_h":264}]
</instances>
